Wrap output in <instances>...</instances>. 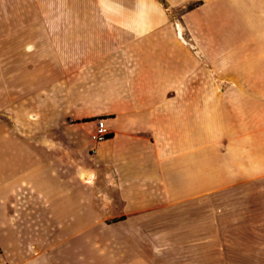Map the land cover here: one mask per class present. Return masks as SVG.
<instances>
[{"label":"crops","instance_id":"0c3cea01","mask_svg":"<svg viewBox=\"0 0 264 264\" xmlns=\"http://www.w3.org/2000/svg\"><path fill=\"white\" fill-rule=\"evenodd\" d=\"M92 1L0 0V264H264V7ZM31 79L95 82L68 140Z\"/></svg>","mask_w":264,"mask_h":264},{"label":"rangeland","instance_id":"374dc122","mask_svg":"<svg viewBox=\"0 0 264 264\" xmlns=\"http://www.w3.org/2000/svg\"><path fill=\"white\" fill-rule=\"evenodd\" d=\"M161 2L162 1H160L161 7L166 12L168 11L169 14H171V17L175 22L180 11H174L175 13H173L170 11L169 6L165 2ZM91 3L95 5L96 1L93 0ZM255 5L258 8H262L264 7V2L262 0H255ZM32 6L33 4L31 0V7ZM243 7H247L246 4H243ZM1 68L4 70L5 66H0V69ZM34 68V66H30L31 70H34ZM94 83L84 81H51L38 79H31L25 82L15 81L14 120H21L19 119L21 116V97L18 96L19 93L16 90H20L24 86L29 89L30 108L28 112V121L30 124L29 129L31 135L36 131L38 116H42V121L45 122L47 126L48 124L53 125L54 123L56 126L60 125L62 128V137L63 139L64 137L67 139L71 135L69 130L73 125L89 120L86 117L89 116L87 115L89 113H85L86 107L88 106L83 99L86 97L87 84L92 86ZM93 93L101 94V90L93 91ZM99 101L100 97H98L97 103ZM95 102L92 101L90 103V107L94 106ZM63 148L65 149L64 153L69 152V146L67 144L63 145Z\"/></svg>","mask_w":264,"mask_h":264},{"label":"built area","instance_id":"2783aa9c","mask_svg":"<svg viewBox=\"0 0 264 264\" xmlns=\"http://www.w3.org/2000/svg\"><path fill=\"white\" fill-rule=\"evenodd\" d=\"M111 136L109 129L106 126L104 119H98L94 130L90 134V139L93 143L100 144L107 141Z\"/></svg>","mask_w":264,"mask_h":264},{"label":"trees","instance_id":"16d2710c","mask_svg":"<svg viewBox=\"0 0 264 264\" xmlns=\"http://www.w3.org/2000/svg\"><path fill=\"white\" fill-rule=\"evenodd\" d=\"M190 9H192V7Z\"/></svg>","mask_w":264,"mask_h":264}]
</instances>
